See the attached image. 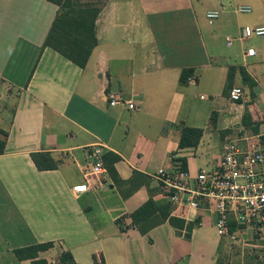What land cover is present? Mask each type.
Segmentation results:
<instances>
[{
  "label": "crops",
  "instance_id": "1",
  "mask_svg": "<svg viewBox=\"0 0 264 264\" xmlns=\"http://www.w3.org/2000/svg\"><path fill=\"white\" fill-rule=\"evenodd\" d=\"M241 2L253 9L244 24ZM247 26L264 27V0H0V264H32L15 251L44 243L54 245L40 253L50 264L65 252L76 264H244L243 247L218 235L209 211H192L183 230L167 221L147 235L130 215L152 197L169 201L153 175L173 155L195 177L219 163L247 110L264 125V36L239 41ZM232 66L254 81L236 74L237 103ZM185 69L193 74L182 86ZM108 95L132 105L111 106ZM185 127L204 131L197 147L180 148ZM34 154L58 168L39 170ZM189 223L198 225L187 238Z\"/></svg>",
  "mask_w": 264,
  "mask_h": 264
},
{
  "label": "built area",
  "instance_id": "2",
  "mask_svg": "<svg viewBox=\"0 0 264 264\" xmlns=\"http://www.w3.org/2000/svg\"><path fill=\"white\" fill-rule=\"evenodd\" d=\"M250 7H240L239 12L248 13ZM217 12L209 13L210 22L217 19ZM264 36V27L244 28L239 41ZM238 39L228 38L232 46ZM256 56L255 49H248L246 57ZM243 89L234 87L230 99L242 100ZM111 106L132 102L120 95H108ZM237 138L227 139L221 148L219 163L211 169L200 170L193 177L176 155L170 167L158 170L153 176L173 205L174 216L189 222L192 211L205 210L216 217V230L220 237L231 244L248 249L264 250V130L257 133L242 131ZM90 174L105 173L103 160L97 151ZM81 186L78 190H84Z\"/></svg>",
  "mask_w": 264,
  "mask_h": 264
},
{
  "label": "trees",
  "instance_id": "3",
  "mask_svg": "<svg viewBox=\"0 0 264 264\" xmlns=\"http://www.w3.org/2000/svg\"><path fill=\"white\" fill-rule=\"evenodd\" d=\"M49 1L54 2L56 4L62 3V0H49ZM237 73L241 75L244 84L248 85L250 88H253L254 81L251 79L247 71L243 67L232 66L229 68V73H228V88H231L230 91L232 90L234 79ZM192 74L193 71L191 69H185L182 72L180 78V84L182 86H187L189 84V79L192 77ZM242 125L244 126L245 131L257 133L259 131L261 122L254 121L250 112L247 110L243 116ZM203 134L204 131L202 129L185 127L182 131V135L179 143L180 148L184 149V148L197 147L203 137ZM7 138H8V134L0 130V155H3L6 151ZM32 158L36 167L41 171L54 170L58 168V161L55 160L49 154H34ZM111 159L115 163L120 160V157L116 155H112ZM182 164L186 169L187 167L186 162L182 161ZM108 171L114 183L118 185L122 183L117 178V173L112 166L108 168ZM137 176L138 175L136 174V177ZM131 183L134 186V188H132V190L129 191V194L132 191L136 190V188H138V186H135L134 184L136 183L135 180L131 181ZM172 212H173V205L170 201L160 204L156 202L152 197L146 204H144L136 212L130 215V218L132 220V227L136 228L142 235H147L154 228L169 221L171 225H173L175 228L183 230L185 227V221L180 218L172 216ZM117 223L122 231H126L125 219H120L117 221ZM195 225H198V223L195 224L189 223L187 225V232H188V234L186 235L187 238L191 237V232L194 229ZM53 246H54L53 243L37 244L34 246L18 249L15 251V254L20 261L31 260L32 264H50L47 260L40 258V253L50 250L51 248H53ZM232 246H236V245L232 244ZM58 264H76V261L71 253L65 252L61 254ZM260 264H264V262H261Z\"/></svg>",
  "mask_w": 264,
  "mask_h": 264
},
{
  "label": "rangeland",
  "instance_id": "4",
  "mask_svg": "<svg viewBox=\"0 0 264 264\" xmlns=\"http://www.w3.org/2000/svg\"><path fill=\"white\" fill-rule=\"evenodd\" d=\"M247 5H245L244 2H241L238 7H245ZM253 10V9H252ZM250 11L248 13H241L239 14V18L241 19L242 23L244 24L245 21H248L249 18L252 16L253 11ZM236 17V16H235ZM252 39V38H251ZM203 101H200V103H202ZM259 130H264V125H260ZM245 131V130H243ZM232 249H234L235 251H242V249H239L237 247H233ZM242 253V252H241ZM243 256H244V264H260L261 262H264V250H255V252L249 253L248 249H244L243 251Z\"/></svg>",
  "mask_w": 264,
  "mask_h": 264
}]
</instances>
